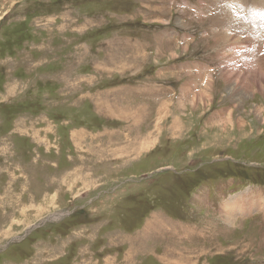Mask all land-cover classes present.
<instances>
[{"label":"rangeland","instance_id":"rangeland-1","mask_svg":"<svg viewBox=\"0 0 264 264\" xmlns=\"http://www.w3.org/2000/svg\"><path fill=\"white\" fill-rule=\"evenodd\" d=\"M200 3L0 0V264H264V44Z\"/></svg>","mask_w":264,"mask_h":264},{"label":"bare ground","instance_id":"bare-ground-1","mask_svg":"<svg viewBox=\"0 0 264 264\" xmlns=\"http://www.w3.org/2000/svg\"><path fill=\"white\" fill-rule=\"evenodd\" d=\"M204 1L207 3V5L205 6L204 4L200 3L201 12H203V14L205 15H210L211 19L209 22L211 27L214 28L213 25H218L222 27L218 32L215 33L214 36L215 39H217L218 41L222 40V38L225 40L227 39L226 42L228 43L234 41L235 43L234 45L237 48H240L239 44H245V45H249L248 47H255L257 45H260V49H261V46L264 44V0H248V2H245V0H204ZM243 14L248 15L249 18L244 17ZM258 16H260V18H258ZM254 49L257 50V48ZM262 60L264 61V58H262ZM255 63H259V61L257 60L252 61V66H251L252 68L262 67L261 63L259 64H255ZM256 71L257 70H255V72ZM259 73L260 74L258 75L257 78L253 77L254 79L253 83L254 85L256 84L259 86L260 88L259 91L261 95H264V73L263 72H259ZM209 82L210 81L207 80L205 83V85H207L208 87H209ZM202 93L203 92H201L200 98L202 97L201 99L203 98L206 99L207 96L204 93L202 95ZM261 111H263V109L261 110L259 108H256V112L258 113V115H261ZM229 115L230 116L228 117L231 118V114ZM228 121L229 120H226L225 123H227ZM141 148L143 151V149L145 148L144 143L142 144ZM255 202L256 200L254 201L253 198H250L249 196V197H241V198L238 197L234 202L231 201L228 204H226L223 207V209L229 210L228 212L225 211L226 212L225 216L228 217L227 218L228 223H234V221H230L233 220L232 215L234 212L241 211L243 213H246L247 211H251L253 209ZM260 203H262V201H260ZM244 204L249 206L246 212H244L245 211Z\"/></svg>","mask_w":264,"mask_h":264},{"label":"water","instance_id":"water-1","mask_svg":"<svg viewBox=\"0 0 264 264\" xmlns=\"http://www.w3.org/2000/svg\"><path fill=\"white\" fill-rule=\"evenodd\" d=\"M64 216V215H63ZM56 217H58V214H54V215H51L48 219L46 220H43L42 224H46L48 222H52L53 219H56ZM40 226V224L37 225V227Z\"/></svg>","mask_w":264,"mask_h":264}]
</instances>
